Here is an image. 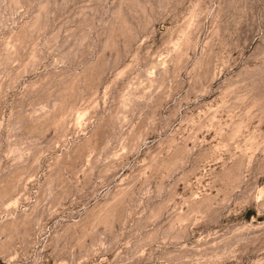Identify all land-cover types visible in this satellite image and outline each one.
<instances>
[{"label":"rangeland","instance_id":"374dc122","mask_svg":"<svg viewBox=\"0 0 264 264\" xmlns=\"http://www.w3.org/2000/svg\"><path fill=\"white\" fill-rule=\"evenodd\" d=\"M0 264H264V0H0Z\"/></svg>","mask_w":264,"mask_h":264}]
</instances>
